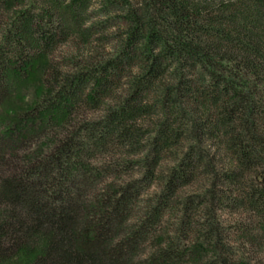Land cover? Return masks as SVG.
<instances>
[{
	"label": "trees",
	"instance_id": "obj_1",
	"mask_svg": "<svg viewBox=\"0 0 264 264\" xmlns=\"http://www.w3.org/2000/svg\"><path fill=\"white\" fill-rule=\"evenodd\" d=\"M0 108V264H264V0H0Z\"/></svg>",
	"mask_w": 264,
	"mask_h": 264
},
{
	"label": "rangeland",
	"instance_id": "obj_2",
	"mask_svg": "<svg viewBox=\"0 0 264 264\" xmlns=\"http://www.w3.org/2000/svg\"><path fill=\"white\" fill-rule=\"evenodd\" d=\"M61 50H63V49H61ZM60 56L61 55L59 53V58H60ZM38 86L39 85L36 82H32L29 84L26 83L22 87L20 92H18V94L20 93V96H16V95H15V97L11 96L12 98L9 101H6V103L1 104L2 110L12 109L13 112L14 111L18 112L19 109L26 108V106L32 105L36 100V94L35 93H37V87ZM50 141H51L50 138L46 137L40 141H35V142L31 143L30 146L28 147V151H29L28 153H32L33 151L35 152L36 150H44L45 148L48 147ZM154 190H155V186H151L149 188V190L143 192L142 197L143 198L147 197ZM131 219H136V216H133ZM147 251H148V249L145 248L143 251V254L147 253ZM3 264H22V259L18 258L17 256H14V257L6 260ZM183 264H189V263H183Z\"/></svg>",
	"mask_w": 264,
	"mask_h": 264
}]
</instances>
